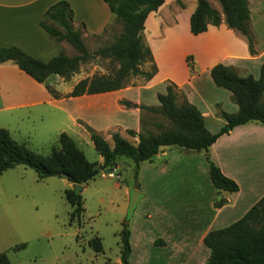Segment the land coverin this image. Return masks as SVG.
<instances>
[{
	"label": "crops",
	"instance_id": "obj_1",
	"mask_svg": "<svg viewBox=\"0 0 264 264\" xmlns=\"http://www.w3.org/2000/svg\"><path fill=\"white\" fill-rule=\"evenodd\" d=\"M54 1L0 0V45H17L42 60L49 59L61 49L68 54L74 53L67 50L71 48L67 41H54L39 24L45 9ZM67 1L73 8L75 22L85 25L84 40L86 36L101 35L104 26L114 18L104 0ZM184 5L185 0H164L156 10L147 14L143 32L157 71L136 85L55 97L44 83L20 69L13 60L0 61V126L7 128L14 139L26 144L32 139L46 142L45 133H52L58 139L59 133L65 131L79 145V139L89 137L84 124L92 126L108 141H111L110 132L115 130L130 139L126 129L141 130L145 126L144 114L154 113L138 104L158 105L157 92L164 91L166 79L171 78L183 95L201 110L207 128L216 132L225 123L219 110L236 111L238 105L229 89L214 84L210 67L222 62L234 66L240 74L252 73L257 77L264 60V41L258 42L249 0L250 24L257 37V52L253 54L248 51L245 37L229 28L224 20L217 25L208 24L206 30L197 34L191 33L189 15L195 4L185 12L182 32L177 31L174 23L176 16H181ZM156 37H165L166 47L160 54L151 42ZM188 51L194 55L192 70L184 65V54ZM162 64L166 65V71L159 77ZM79 78L71 75L64 79L51 74L46 81L65 93ZM67 80L69 86L59 89V85ZM120 99H128L132 105H125ZM207 156L238 183L237 190L217 191L209 176ZM115 167L132 171L127 183H114L123 188L126 205L130 191H139L129 213L128 260L132 264H206L210 252L203 241L206 232L241 217L264 193V124L258 121L237 124L220 134L207 151L162 146L151 159L140 162L138 186L129 160L120 158ZM59 178L66 185L67 179ZM220 196L225 197L226 202L215 205L214 201ZM6 198L10 199L9 196ZM26 242L18 243L22 244L18 249L25 247ZM118 244V254L111 261L114 264L122 263L120 235Z\"/></svg>",
	"mask_w": 264,
	"mask_h": 264
},
{
	"label": "trees",
	"instance_id": "obj_2",
	"mask_svg": "<svg viewBox=\"0 0 264 264\" xmlns=\"http://www.w3.org/2000/svg\"><path fill=\"white\" fill-rule=\"evenodd\" d=\"M104 1L114 15V24L120 26L111 41L89 50L84 40V23L75 22L73 8L67 0H56L47 6L39 24L50 38L56 42L67 41L75 52L68 54L61 49L49 59L42 60L17 45H0V61L13 60L20 69L44 83L55 97L122 88L136 75L149 79L157 71V64L144 37V20L164 0ZM218 2L220 11L209 0H196L189 15L190 32L197 34L206 30L208 24L217 25L224 20L229 28L245 37L249 53H255L248 0ZM112 29L113 24L110 23L104 26L102 34ZM95 58L107 59L109 69L80 77L65 93L46 81L51 74L69 79L79 71L82 64ZM148 61L149 67L143 68L141 64ZM210 76L215 85L231 91L232 98L238 105L236 111L219 110L225 123L216 132L207 128L201 110L183 94L180 95L176 83L170 81L166 83L164 91L157 92L158 105L138 104L142 109L161 115L167 120V126L158 122L157 126L160 128L157 131L143 127L139 131L127 128L126 132L137 139H128L118 130L111 131V141H108L92 126L84 124L100 160H89L74 138L65 131L59 133L57 145H52L48 154H41L30 149L24 142L14 139L7 128L0 126V173L16 164H24L33 168L39 178L61 176L63 172L71 183L84 185L101 168L115 167L120 158H125L132 163L133 178L137 183L140 162L151 159L162 146L172 145L186 151H207L220 134L228 132L237 124L247 121L264 124V60L259 66L257 77L252 73L240 74L234 66L222 62H216L210 67ZM120 102L132 105V101L128 99H120ZM207 160L210 179L218 192L221 189L230 192L238 189V183L233 178L225 175L209 156ZM64 196L70 205V220L80 217L84 210L81 190L72 186L65 187ZM224 202L226 198L223 196L214 201L215 205ZM128 220L129 216L123 218L119 231L120 260L123 264H132L128 260ZM203 241L210 250L206 264H264V193L238 219L208 230ZM91 243H94L95 251L102 250L99 236L93 237ZM21 245L16 244L15 247ZM0 264H11L5 251L0 252Z\"/></svg>",
	"mask_w": 264,
	"mask_h": 264
},
{
	"label": "rangeland",
	"instance_id": "obj_3",
	"mask_svg": "<svg viewBox=\"0 0 264 264\" xmlns=\"http://www.w3.org/2000/svg\"><path fill=\"white\" fill-rule=\"evenodd\" d=\"M209 1L221 10L218 0ZM249 1L258 42H262L264 41V0ZM195 2L196 0L193 2L185 0V5L181 9L182 14L179 17L176 16L177 20L174 23L177 31L182 32L185 12L193 8ZM111 24L113 29L106 34L85 37L89 50L114 38L120 26L114 24V18ZM252 30L255 48L257 37L253 27ZM164 38L151 39L158 54L166 47ZM262 45L264 46V42ZM67 50L75 52L72 46ZM193 62V53L186 52L184 54L186 68L192 70ZM244 63L242 62V65L246 66ZM109 66L107 59L95 58L91 62L82 64L79 71L73 75L82 77L93 72H103L107 71ZM141 66L148 68L149 61L142 63ZM161 66L163 70L159 77H162L166 71V65ZM144 80L143 76L136 75L130 78L128 85H136ZM170 81L174 80L166 79V83ZM69 84L68 80L64 81L58 88L64 89ZM178 90L182 95L181 88ZM157 120L167 126V120L161 115L144 114L143 124L147 127L144 126V128L150 131L159 130L160 127L155 124ZM45 134L46 142L32 139L29 143H25L26 146L38 153L48 154L51 146L57 145V137L52 133ZM128 136L133 139L131 135L128 134ZM78 142V146L89 160L100 158L88 136L84 140L79 139ZM131 175V169L114 167L110 175L106 169L101 168L81 189L84 210L80 217L70 220V205L64 196V188L72 185L70 181L67 180L65 185L59 178L60 175H49L38 179L34 169L24 164L7 168L0 173V252L5 251L12 264H114L111 261L118 254L121 218L130 216L131 212L125 203L123 188L115 186L114 183L118 181L120 185H123L131 179ZM134 182H136L135 179ZM96 236L100 237L101 251H95L94 243H91V239ZM22 241H27L25 247L20 249L15 247Z\"/></svg>",
	"mask_w": 264,
	"mask_h": 264
},
{
	"label": "water",
	"instance_id": "obj_4",
	"mask_svg": "<svg viewBox=\"0 0 264 264\" xmlns=\"http://www.w3.org/2000/svg\"><path fill=\"white\" fill-rule=\"evenodd\" d=\"M129 164V163H127ZM124 169H126L125 167H123ZM114 167H110V168H106V171L107 172H111L113 171ZM61 176L62 177H65V174L62 172L61 173ZM72 187H74L75 189L77 190H81L82 187H83V184H80V183H72L71 185ZM138 196H139V191L136 190V189H133L130 191V198H129V203H128V210L131 211L136 203V200L138 199ZM123 264V263H121Z\"/></svg>",
	"mask_w": 264,
	"mask_h": 264
},
{
	"label": "built area",
	"instance_id": "obj_5",
	"mask_svg": "<svg viewBox=\"0 0 264 264\" xmlns=\"http://www.w3.org/2000/svg\"><path fill=\"white\" fill-rule=\"evenodd\" d=\"M110 174H112V171L111 172H109Z\"/></svg>",
	"mask_w": 264,
	"mask_h": 264
}]
</instances>
